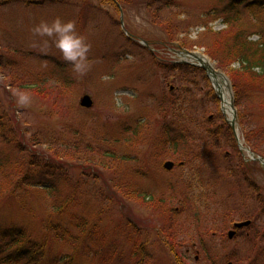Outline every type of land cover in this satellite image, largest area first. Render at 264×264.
<instances>
[{"label":"rangeland","instance_id":"1","mask_svg":"<svg viewBox=\"0 0 264 264\" xmlns=\"http://www.w3.org/2000/svg\"><path fill=\"white\" fill-rule=\"evenodd\" d=\"M64 1L65 4H52L50 0H35L31 4L25 0H0V109L9 114L14 122L16 118L20 121L28 138L40 130L47 135L56 136L62 132L70 137V140L66 138L70 146L65 153L70 155L69 163L65 162L64 166L71 169V174L70 177L63 175V178L64 181L71 180V182L65 184L62 192H68L71 187L76 188L74 184L79 179L78 163L86 168L94 164L91 174L96 172L103 175L104 187L109 178L123 177V179L138 180L139 186L155 195L156 200L152 202L140 196L137 198L131 195L128 189L121 188L117 192L115 204L122 209L117 208L111 222L117 224L121 213L136 218V224L144 234V238L141 239L147 241L144 248L150 259L146 264H178V255L186 260V264H211V260L215 264H264V215L259 213L262 229L260 237L251 240V233L255 234V232L246 228L236 238L230 240L228 232L234 226L232 223L243 219L233 215V218L224 222L223 218L214 212L231 210L229 207L234 206V201H240V194L246 193L245 209L250 208L252 204L253 207L259 205V202L253 200L254 191L251 192L245 185L239 188L230 184L235 181V170L238 169L230 170L229 166L231 164L237 166L238 161L244 160V157L249 159V153L245 147L239 145V139H235L234 146H224L233 155V159H230L231 163L221 157L220 163L211 169V172L216 173L217 178L225 180L214 184L218 196L208 201L212 205V213L207 212L208 204L206 210L202 205L199 212L202 220H195L194 215L188 217L183 212L176 216L171 228H169L171 208L177 207L178 203L172 199L173 190L169 179L174 183H180L176 188L177 191H186L190 183L194 182L191 167L196 171V162L199 161H194L190 167L185 168L179 167L178 157H168V159L162 157V163L150 160L152 168L144 162L154 155L149 149L162 137L163 124L171 120L179 109L183 114L185 127L191 128L189 133H193V137L202 136L204 131L202 125L209 120L211 124L223 122L221 116L218 118L213 115L219 107L221 108V100L218 101V107L208 95L209 90L214 91V84H211L204 72L194 70L190 65L181 64L177 52H174L175 48L181 46L182 52L186 50L202 54L209 58L214 66L218 65L223 69V63H228L225 58L229 52V44L237 49L232 44L239 34L238 28L243 27L247 30V38L248 35H253L249 38L264 39V13H255L252 18L249 11H246L247 8L241 11L243 22L240 25L228 23L225 25L223 17L214 16L215 12H218L214 8L218 7L222 10L221 8L230 0H138L137 2L131 0L125 5H122V0ZM116 2L121 3L123 13L120 12ZM58 17L62 21H74L76 32L90 44L89 71L81 76L74 71L69 62L74 75L72 84L68 87L65 86V82L60 84L59 80L54 81L57 87L45 83L43 77L47 71H54L56 59H44L36 55L47 53L53 55L52 58L65 61L62 54H58L61 51L55 45V36L41 37L34 33V28L38 24L41 22L51 24ZM79 17H82L81 24H78ZM122 18L125 27L121 24ZM126 37L128 40L131 39L129 42L132 43H128ZM141 40L147 41L148 45L145 46ZM172 40L178 44H171ZM183 41L188 46H185ZM240 66L239 61H234L231 65L234 69ZM224 70L226 71L225 68ZM31 72L34 74L33 78ZM172 86H176L173 91L170 90ZM17 89L29 93L30 103L27 106L17 103L15 95ZM84 95H89L94 100L91 109L81 106ZM117 98L119 104L116 102ZM262 101H264V90H256L251 98L243 99L244 106L240 105L241 108H237L238 113L245 117L246 125L244 129L241 125L240 133L244 134H241L242 138L239 135L240 141H244L247 146L260 153L264 152V135L262 137L260 133H257L258 135L253 133L248 135V133L252 129L260 128L259 122H264V113L261 114L260 108ZM251 114H255V117ZM228 116L232 117L230 114ZM246 117L250 118V124L246 123ZM140 118L146 119L147 125L146 129H143L144 133L138 136V142L125 140L124 147L115 144L109 146L118 155L131 154L130 161L122 163L116 157L114 159L104 157L101 165L92 164L82 154H78L76 143H80L81 139L77 137V132L92 136L95 131H101L103 128L123 129L124 123L129 125L127 122H140ZM221 135L219 140L225 142V138ZM195 141H189L188 146L185 147L197 148L196 144L200 141ZM13 147L14 144L6 147L0 142V175L2 177L3 173L8 172L12 174L8 180L0 182L2 227H6L10 222L26 224L31 219L28 216L42 213L50 200L32 194L23 199L24 205L28 208L22 209L20 200L10 196L12 187L15 186V178L20 176V173L17 174L16 166L10 164L13 160L10 156L14 152ZM39 148L40 145L39 147L33 145V149ZM240 151L244 157L240 155ZM168 160L175 161L176 167L167 172L164 164ZM250 164L253 168L252 177L255 178L257 185L261 184L264 198V169L256 162ZM119 165L125 167L115 171V166ZM139 168L141 173L146 169L152 173L146 178L138 172ZM88 176L83 175V179ZM118 183L120 184L121 181ZM87 188L92 189L93 186L87 183ZM82 190L86 191L85 188ZM174 197H176L175 193ZM159 198L169 202L163 203ZM96 203L94 201L88 204L86 210L94 213ZM220 205L222 207H218ZM29 208L33 210L30 211ZM81 211L83 212V209ZM35 220L41 223L40 219ZM106 223L107 220L100 227L101 231H105L106 234L109 232L110 238L114 239V243L109 242L103 246L105 257L111 255L109 264H133L130 259L133 246L130 244L133 241L124 236L122 229L118 231L111 226L106 228L104 226ZM207 229L211 230L208 234ZM205 253L212 258L209 259ZM197 255L200 257L199 260L196 259ZM94 261V264L100 262L98 258Z\"/></svg>","mask_w":264,"mask_h":264},{"label":"trees","instance_id":"2","mask_svg":"<svg viewBox=\"0 0 264 264\" xmlns=\"http://www.w3.org/2000/svg\"><path fill=\"white\" fill-rule=\"evenodd\" d=\"M50 1L52 4H65L64 0ZM130 1L131 0H122L121 3L125 5L129 4ZM242 8L245 10L248 8L246 11L251 12L250 15H254L258 12L263 14L264 0H230L229 5L227 4L222 8L223 11L228 14L226 17L228 24L240 25L241 22H243L241 20V14L239 15ZM257 8L258 10H255ZM214 9L216 10L217 8L215 7ZM81 22L82 17H79L78 24H81ZM238 29L239 34L235 37V41L232 44L236 46L237 49H234L229 44V52L225 58V61L228 63H223V67L226 71L224 68L223 70L229 75L235 87V104L237 108L240 107V105L244 106V98H251L256 90H264V42H253L247 38V30L245 28L241 27ZM130 40L126 37L128 43H132L129 42ZM172 43L177 42L172 40L171 44ZM183 43L185 46H188L186 42L183 41ZM36 55L44 59H56L54 71H47L46 75L43 77L45 83L56 86L54 81L59 80L60 84L65 82L66 87L72 84L74 74L69 62H62L59 58H52L54 56L47 53L45 55H39V53H37ZM234 61H239L241 66L235 69L231 67ZM196 69L199 70L198 68ZM196 69L194 68V70ZM52 73H54V75ZM33 75L34 74L31 72V78H33ZM246 78L248 80H245ZM208 84L211 86L210 82H208ZM208 95L213 99L214 105L219 107L218 101L212 90L208 91ZM261 103V114H263L264 101ZM168 112L169 111H166V113ZM213 115L218 118L221 116L223 122L211 124L209 120L206 124L202 125V129L204 130L202 136L193 137V133H189L191 128L185 127V122H183L184 117L179 109L171 120L163 124L160 141L156 140V142L152 144L151 149H149L154 155L147 161H144L150 168H152L151 162L160 161L162 163V157L165 159H168V157H178V160H180L178 165L182 168L190 167L192 162L197 160L200 163L196 162V171H193L191 167L194 182L190 183L186 191H177L176 188L180 183H174L169 179V184L173 190L172 199L178 203V209L177 207L171 208L172 212L169 219L171 220L169 228L175 223L176 216L181 215L183 212L188 217L194 215L195 220H202L203 218L199 213L200 207L203 205L206 210V204H208L209 211L207 212L210 213L212 205H210L208 201L212 198L216 199L218 196V191H216L214 184L218 181L221 183L225 182V180L217 178L216 173L211 172V169L220 163L221 157L227 159L229 162L230 159H233L229 157V150L224 146H234L235 140L230 126L227 125L222 116L220 107ZM238 115L241 120L239 124L242 125V129H244L246 126L245 117L239 113ZM251 115L255 117V114ZM127 123L129 125L124 123L123 129L114 128L112 130H106L103 128L101 131H95L92 136L84 132H77V137L81 139L80 143H76L78 154H82L84 158L89 160L92 164L101 165L104 157L113 159L116 157L122 163L130 161L132 159L131 154L125 153L118 155L115 150L109 148V146L115 144L124 147L125 144L123 145V143L125 140L133 141V143L138 142V136L144 133L143 129H146L147 122L146 119H142L140 122L134 121V123ZM246 123L250 124L249 117H246ZM259 125L260 128L250 130L251 132H249L248 135L260 133L263 137L264 122H259ZM23 130L25 131L17 118L16 122H14L9 114L0 109V142L6 147L14 144V152L10 155L13 157V160L10 164L16 166L17 174L20 173V176L15 178L16 187H12L10 196L15 200H20L22 209L28 208L24 205L23 199L32 194L38 197L44 196V198L47 197L50 200H48L49 204L44 208L42 213L37 216L29 215L28 218L31 219H29L26 224L19 225L15 222H10L6 227L0 225V264H94V259L96 258L100 260L99 264H109L111 255L105 257L103 246L109 242L114 243V239L110 238L109 232L106 234L105 231H101L100 227L106 220L107 223L104 225L106 228L111 226L112 229L116 228L118 231L122 229L124 236L133 241V243L130 244L131 246L133 245L130 254V259L133 264H146L148 259H150V255L147 254L144 248L147 241L141 239L144 238V234L140 227L137 226L135 221L136 218L125 214L123 215L119 210L121 213L119 222L117 224H112L111 219L114 212L118 210L117 208L122 209V207L115 204L116 197L118 196L117 192H119L121 188L125 190L128 189V192L131 193V195H135L137 198L140 196L152 202L156 200L155 195L142 189L138 181L136 182L129 178L123 179V177L117 179L109 178L110 180L104 187L103 175L96 172L91 174L94 164L92 166L88 165V168H86L79 163L77 164L79 179L77 183L74 184L76 188L71 187L68 192H62L65 184L68 185L71 182V180H68V182L64 181L63 178V175L69 176V174H71V169L64 166L65 162L69 163L68 159L70 155L65 153L70 146L66 138L70 140V137L65 136L62 132L58 133L56 136L52 134L47 135L43 134L40 130L28 138V135L24 133ZM220 135L225 138V142L221 139L219 140ZM191 140H196L195 142L200 141L199 144H196L198 145L197 148L192 149L191 147L187 149L185 147L188 146ZM33 145L35 147H39L40 145V148L35 150L33 149ZM248 147L254 150L251 146ZM254 151L264 156V152L260 153L256 150ZM150 160L151 162H149ZM161 163H159V165H161ZM108 167L107 165L106 168ZM124 167L125 166L119 165L118 167L115 166L114 169L117 171L122 170ZM235 168H238V170H235L236 179L230 184H234L239 188H242V186L246 184L247 189L251 190V192L254 191V200L259 202V205L256 204V206L253 207L252 204V209L246 210V193L244 194L245 196L240 194L242 201H234V206L229 207L231 210H215L214 212L219 214L224 222L233 218V215L240 216L241 219L246 218L257 221L258 218L256 216H258L259 213L262 215L264 214V199H262L263 194L261 187L256 184L255 179L252 177L253 168H251L250 163L245 160H240ZM138 172L141 173V168H139ZM151 173L149 169H146L143 170L141 174L147 178ZM83 175L89 176L83 179ZM10 176H12L10 172L3 173L2 177L0 175V182H5ZM120 181L121 183L119 184L118 182ZM87 183L93 186V188L88 189ZM82 188H85L86 191H83ZM173 192L176 197H174ZM229 197L231 198L232 195ZM93 199L97 203L94 206V213H89L88 210H86V206L92 204L94 202ZM159 201L163 203L169 202V200L165 201L162 198H159ZM218 207H222V205ZM224 207L225 206H223V208ZM81 209H83V212ZM29 210L31 211L33 209L29 208ZM189 212L192 214L190 215ZM35 219H40L41 223L37 222ZM216 220L218 221V219ZM261 230V225L258 226L254 224L252 226V231L255 232V234L251 233V240L260 237L262 234ZM210 231V229H207L206 233L208 234ZM178 245L181 246V244ZM172 246L175 248V244ZM115 250L118 249L115 248ZM99 254H102V256ZM205 255L208 254L205 253ZM208 257L209 259L212 258L209 255ZM177 260L179 261L178 264H184L183 262L186 264V260L179 257V255L177 256ZM211 264H215V262L211 260Z\"/></svg>","mask_w":264,"mask_h":264},{"label":"clouds","instance_id":"3","mask_svg":"<svg viewBox=\"0 0 264 264\" xmlns=\"http://www.w3.org/2000/svg\"><path fill=\"white\" fill-rule=\"evenodd\" d=\"M34 33L41 37L55 36L56 47L60 49L63 59L71 63L74 71L81 76L89 71L91 67L88 60L90 44L76 32L74 21H62L58 17L51 24L41 22L34 28ZM15 95L19 105L27 106L30 103L29 93L17 89ZM116 102L120 103L118 98Z\"/></svg>","mask_w":264,"mask_h":264},{"label":"water","instance_id":"4","mask_svg":"<svg viewBox=\"0 0 264 264\" xmlns=\"http://www.w3.org/2000/svg\"><path fill=\"white\" fill-rule=\"evenodd\" d=\"M194 56L198 57L197 54H195ZM199 58V57H198ZM201 60V59H200ZM207 65L204 66V69L207 70ZM81 104L84 106V107H87V108H91V106L93 105V100L91 98V96H84L82 99H81ZM233 125V123H232ZM174 166V162L172 161H168L166 164H165V168L166 169H171L172 167ZM250 222L249 221H246V223H238L237 226L238 227H243V226H246L247 224H249ZM234 233L231 232V236H233Z\"/></svg>","mask_w":264,"mask_h":264},{"label":"bare ground","instance_id":"5","mask_svg":"<svg viewBox=\"0 0 264 264\" xmlns=\"http://www.w3.org/2000/svg\"><path fill=\"white\" fill-rule=\"evenodd\" d=\"M225 105H226L227 112L230 114L231 113V107H230L229 103L226 102Z\"/></svg>","mask_w":264,"mask_h":264}]
</instances>
